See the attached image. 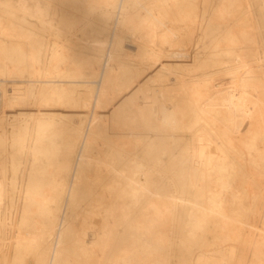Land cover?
Returning a JSON list of instances; mask_svg holds the SVG:
<instances>
[{
    "label": "bare ground",
    "instance_id": "1",
    "mask_svg": "<svg viewBox=\"0 0 264 264\" xmlns=\"http://www.w3.org/2000/svg\"><path fill=\"white\" fill-rule=\"evenodd\" d=\"M0 264H264V0H0Z\"/></svg>",
    "mask_w": 264,
    "mask_h": 264
},
{
    "label": "rangeland",
    "instance_id": "2",
    "mask_svg": "<svg viewBox=\"0 0 264 264\" xmlns=\"http://www.w3.org/2000/svg\"><path fill=\"white\" fill-rule=\"evenodd\" d=\"M128 43H131L130 40H127Z\"/></svg>",
    "mask_w": 264,
    "mask_h": 264
}]
</instances>
